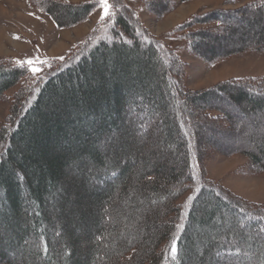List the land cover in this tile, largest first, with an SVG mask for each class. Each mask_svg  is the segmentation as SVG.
Instances as JSON below:
<instances>
[{
	"label": "trees",
	"instance_id": "obj_1",
	"mask_svg": "<svg viewBox=\"0 0 264 264\" xmlns=\"http://www.w3.org/2000/svg\"><path fill=\"white\" fill-rule=\"evenodd\" d=\"M129 1L108 0L110 14L61 64H48L43 76L34 78L28 64L0 59V100L17 87L0 129V264H217L218 256L260 264L264 245L248 243L244 234L256 227L264 232V204L249 203L207 179L213 147L203 145L195 120L200 114L202 122L219 128L222 122L225 130L228 115L205 102L226 90L233 91L230 101L264 112V100L246 93L264 95V78L185 88L183 63L141 24ZM189 1L139 0L157 18ZM27 2L57 29L85 23L100 6L99 0ZM242 13L261 23L253 43L207 55L199 41L220 38L228 30L226 19ZM174 31L190 53L207 61L264 52V0L193 15ZM137 116L141 123L153 122L140 135ZM109 138L123 145L113 162L103 150ZM240 153L253 172H264V150ZM82 160L95 170L83 163L77 168ZM86 178L95 190H88ZM120 200L132 203L127 215L142 210L147 217L140 232L128 227V237L117 219L107 225L106 210L117 216ZM242 243L249 254L254 251L247 261L240 257Z\"/></svg>",
	"mask_w": 264,
	"mask_h": 264
},
{
	"label": "rangeland",
	"instance_id": "obj_2",
	"mask_svg": "<svg viewBox=\"0 0 264 264\" xmlns=\"http://www.w3.org/2000/svg\"><path fill=\"white\" fill-rule=\"evenodd\" d=\"M256 1L258 0H192L186 3L175 4L174 9L161 18H157L146 12L139 0H130L129 6L135 11L141 24L151 35L175 51L184 65L183 86L189 90L196 91L232 79L264 78V52H243L225 59L207 61L190 53L184 42L180 39V34H177L174 29L193 15H202L217 10L235 11ZM100 13H102L101 16L104 15L103 9L99 6L91 16ZM91 16L88 20H90ZM226 20L228 30H224L220 38H207V40H202L203 42L199 41L207 55L214 53L222 54L228 52L230 49L239 47L240 44H252L253 38L258 34V28L261 25L260 21L256 22L250 13L237 14ZM197 28L199 27H195L194 29ZM62 30L65 31L61 33L60 42L55 44L54 47L53 45L51 46L52 39L55 36L57 38L60 37V31ZM85 30L86 28L83 27L79 29V32L75 33L71 32L72 30L67 31L66 29L55 28L49 18L30 7L27 0H0V59H11L18 64L32 60L33 65L29 66L30 71L31 67L39 69L35 74L31 71L34 78L43 76L47 72L48 64L51 62L61 64L63 61L68 50L61 55L51 57L59 50L60 45L64 46L62 35H66L67 33V37L72 40L78 37L80 33L85 32ZM69 33L74 35L71 37ZM207 46H209L211 51L206 48ZM211 55L209 56L211 57ZM16 90L17 87L11 89L0 100V129L6 124L9 108L11 107V98ZM232 93L233 91L230 90L218 92L214 98H208L205 102L206 105L218 108L228 115L225 130L221 128V125L224 127L222 122L220 123V128L219 123L202 122L199 117L200 114H197L195 120L200 125L198 135L202 143L204 142L203 145L207 144L213 147L205 163L206 177L233 195L249 203L262 205L264 204V172H253L249 167L248 160L240 152L256 153V151L264 150V112H250L245 104L230 101L229 96ZM246 93L250 96L251 100H264V95L262 94L255 95L250 93V91ZM188 111L190 113L197 112L196 109H188ZM157 116L156 114L154 115V120H158ZM130 119L132 118L130 117ZM142 119L143 117L137 116V135H140V130L144 125H153L152 120L141 123ZM156 147L160 149V146L157 145ZM151 154H154V152ZM172 162L175 161L170 160V163ZM73 177H78V175H74ZM85 182L87 186L92 187H88V190H95L96 183L93 180L86 178ZM74 200L73 198L71 202H74ZM115 203L120 208V212L119 214L117 213V216L116 214L114 216L111 208L108 211L106 210L105 215L108 217L107 225H112L114 220L117 219L120 228H126L125 237L129 236L128 227L131 230L137 226L140 232L142 227L139 224L147 219L146 214L141 210L132 214L128 213L127 215L126 209H130L132 203L130 205L128 203L127 205V202L124 200ZM71 204L70 208H73V203ZM142 208L145 207L143 206ZM144 217L145 219L143 220ZM227 218L230 219V217ZM129 222H132V224H129ZM259 230L256 227L254 231L245 232L246 241L253 245L257 243V246L258 244L264 245V232L261 233ZM129 233L133 232L130 231ZM103 240L105 241V239ZM123 240L121 239L120 242L123 243ZM126 241L124 240V243ZM237 245L241 252L240 257L246 261L249 260L254 251L252 250V253L249 254L246 245L244 246L243 243L240 246L239 244ZM7 257L10 260L14 258L11 253H8ZM216 261L217 264L240 263V260H237V258H223L221 256H218ZM260 264H264V259Z\"/></svg>",
	"mask_w": 264,
	"mask_h": 264
},
{
	"label": "snow or ice",
	"instance_id": "obj_3",
	"mask_svg": "<svg viewBox=\"0 0 264 264\" xmlns=\"http://www.w3.org/2000/svg\"><path fill=\"white\" fill-rule=\"evenodd\" d=\"M99 4H100V7L103 9L104 15L101 16V20H103L105 18V16H108L110 14L109 13L110 5L108 3V0H99ZM25 63H27L29 66L33 65L32 60L26 61ZM31 71L33 72V74H35L36 72L39 71V69L37 67H31ZM103 150L105 152L106 160L109 162H113L116 160L119 153L123 150V145L121 144V142L119 140L109 138V140L105 141V143L103 145ZM109 151L111 152V156L108 155ZM81 163H83L84 167L88 168V170L90 172L95 170V165H92L90 162L83 161V160L80 162H77L76 167L79 168ZM113 175H115L114 172H113ZM171 254H172L173 258H175V256H176L175 243H173V245H172Z\"/></svg>",
	"mask_w": 264,
	"mask_h": 264
},
{
	"label": "crops",
	"instance_id": "obj_4",
	"mask_svg": "<svg viewBox=\"0 0 264 264\" xmlns=\"http://www.w3.org/2000/svg\"><path fill=\"white\" fill-rule=\"evenodd\" d=\"M71 2H78V1H81V0H69ZM96 13V12H95ZM102 13L100 14H94V16L92 15L90 20H88L87 22L85 23H82L80 25H77L76 27H73V28H70V29H66L67 31H71V32H79V29L80 28H86L85 32H82L78 35V37L74 38V39H69V37H67V33L66 35H62V39L64 40V46L60 45L59 46V50H57L56 53H54V55H52L51 57H55L57 55H61L63 53H65L67 50H69L73 45H75L76 43L82 41L84 39V37L91 31V29L93 28V26L95 25V23L97 22L98 18H100ZM94 18V19H93ZM65 31V30H62L60 31V37L57 38V36H55L54 39H52L53 42H51V46L53 45V47L55 46V44H57L58 42H60L59 40L61 39V33ZM70 36L72 37V33H69ZM62 43V42H61ZM50 58V57H48Z\"/></svg>",
	"mask_w": 264,
	"mask_h": 264
},
{
	"label": "bare ground",
	"instance_id": "obj_5",
	"mask_svg": "<svg viewBox=\"0 0 264 264\" xmlns=\"http://www.w3.org/2000/svg\"><path fill=\"white\" fill-rule=\"evenodd\" d=\"M233 152V151H232Z\"/></svg>",
	"mask_w": 264,
	"mask_h": 264
}]
</instances>
